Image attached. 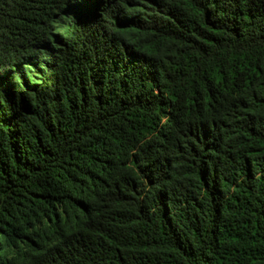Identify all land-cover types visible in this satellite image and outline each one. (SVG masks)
Here are the masks:
<instances>
[{"label":"trees","instance_id":"16d2710c","mask_svg":"<svg viewBox=\"0 0 264 264\" xmlns=\"http://www.w3.org/2000/svg\"><path fill=\"white\" fill-rule=\"evenodd\" d=\"M0 264H264V0H0Z\"/></svg>","mask_w":264,"mask_h":264}]
</instances>
